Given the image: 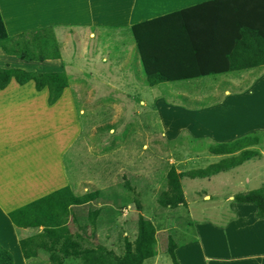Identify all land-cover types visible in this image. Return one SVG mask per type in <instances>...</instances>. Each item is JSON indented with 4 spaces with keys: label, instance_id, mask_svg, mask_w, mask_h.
I'll use <instances>...</instances> for the list:
<instances>
[{
    "label": "crops",
    "instance_id": "0c3cea01",
    "mask_svg": "<svg viewBox=\"0 0 264 264\" xmlns=\"http://www.w3.org/2000/svg\"><path fill=\"white\" fill-rule=\"evenodd\" d=\"M210 1L212 0H0V12L8 34L15 36L48 26L90 28L103 25L109 28L128 26L130 29L134 24L197 6L180 16L188 26L183 30L178 31L175 28L176 19L181 18L166 20L167 22L163 20L152 26L154 42L147 43V47L152 53L167 52L165 54L168 57L172 52L177 54L176 59L172 57L167 59L169 66L174 61V71L177 73L212 71L199 79H192L195 81H191L192 86L197 89H190L187 83L186 87H182L183 93H179V96L197 101L201 95L197 100L195 99L198 95H190L196 93L195 90L218 95L215 100L197 107L172 99L155 98L154 104L161 125V135L173 141L181 133H185L193 142L202 143L206 140L222 144L248 134L258 133L260 134L258 145L245 149H254L259 154H263L264 65L218 74L214 73V70L236 66L237 59L238 61L243 59L237 54V43L226 37L234 34L236 30L239 31L238 27L234 26L236 22L246 26H257L259 21L264 20H262L264 7L251 5V0L246 2L249 4L216 3L211 6H199ZM224 25L227 26L225 31L227 36L221 37L220 27ZM231 50H236L234 56L230 55ZM126 56L122 60L123 70L128 68V71L120 78L125 76V83L128 84L130 79L135 83V70L130 68L129 53ZM55 61L58 62L44 61L45 63L35 64L17 57L0 55V62L4 64L0 66L2 68L41 71L37 70V66L45 65L42 72L64 71L62 61ZM134 65H137L136 70L141 72L142 78H145L139 54ZM69 87L52 106L49 104L48 88L37 91L33 81L21 86L13 80L5 90H0V113L3 114V117H0V240L13 238L12 243L19 253H22L20 235L41 233L32 226L33 221L37 222V227L50 229L53 226L48 224L41 214L34 218L30 216L23 218V221L20 220L21 217L17 221L14 220L10 213L18 209L5 207L4 200H1L7 198L6 201L10 202L11 189L29 188L32 194L28 193V197L33 199L43 198L45 195L50 197L53 191L63 189V199L58 200L60 194L57 193V197L54 198L56 202L48 210L55 214L60 224L73 227V235H78L74 228L77 224L81 226V220H86L93 226L97 225L98 217L108 216L113 205V200L110 198L106 201L99 199V206L81 214L82 209L79 207L83 205L78 199L82 197L74 195L71 219L64 220L62 217V209L66 203L65 134L67 130L70 131L66 125L76 124L75 118H78L71 112L67 114L65 107L76 109L74 101L80 100L81 97L80 92L75 91L74 94H72L74 91L69 92ZM89 94V100L82 101L87 105L97 106L98 101H93L94 94L91 90ZM175 96H178V91ZM115 101L117 100L110 103ZM141 103L146 104L145 101ZM205 152L208 151L201 153ZM238 154L240 151L237 152ZM50 173L54 174L52 182H50ZM101 212H104V215H100ZM256 214L255 205L237 203L233 206L232 216L226 225L208 222L205 226L197 225L196 231L193 224L196 234L194 233L191 241L177 245L175 253L178 261L181 264H264V219L257 218ZM97 232H92V236L86 237H96ZM113 235L111 232L112 238ZM12 243L5 244V249H9V244ZM151 260H153L152 264H160L158 252ZM25 261L22 264H49L40 258L25 259ZM147 261L144 264H148ZM68 263L79 264L76 260Z\"/></svg>",
    "mask_w": 264,
    "mask_h": 264
},
{
    "label": "rangeland",
    "instance_id": "374dc122",
    "mask_svg": "<svg viewBox=\"0 0 264 264\" xmlns=\"http://www.w3.org/2000/svg\"><path fill=\"white\" fill-rule=\"evenodd\" d=\"M55 33L62 56L59 61H62V68L70 76L68 91L71 93L74 91L72 94L75 91L80 92L81 95L80 100L74 101L76 109L65 107L67 114L71 112L78 118H75L76 124L66 125L70 131L66 129L65 134L66 203L62 209V217L64 220L71 219L74 195L82 197L78 199L83 205L79 207L82 209L81 214L99 206L100 200L106 201L108 198L113 200L109 215L98 217L97 225L93 226L86 220H81V226L77 224L74 228L78 233L73 235L78 249L104 248L123 255L124 238L130 242L136 239L138 219L143 215L156 226V251L160 264H173L167 253L169 236L180 245L185 241H191L192 236L196 234L193 224L196 231L197 225L205 226L208 222L226 225L232 216L233 206L238 203L232 199L234 195L264 187V153H261L235 168L213 173L208 178L183 177L186 206L176 209L161 208L157 199L167 189L166 174L171 167H175L179 172L188 173L205 169L222 159L236 157L237 153L213 156L208 148H214L218 143L206 140L202 143L193 142L185 133H181L173 141L164 138L161 135V125L154 104L155 98L172 99L197 107L215 100L218 94L195 90L196 93L190 95H198L195 100L201 95L197 101L179 96V93H183L182 87H186L187 83L190 89H197L192 86L193 80L161 83L159 87L149 86L146 78H142L141 72L135 68L138 53L136 48H133L136 45L128 26L56 27ZM0 53L6 55L2 50ZM128 53L130 68L135 70V83L130 79L127 84L125 76L120 77L128 71V68L123 70L122 61ZM48 61L58 62L55 60L46 62ZM3 65L0 62V66ZM44 67L46 66L39 65L37 70L42 71ZM90 90L94 94L93 101H98L97 106L84 102L89 100ZM177 91L179 97L175 96ZM114 100L117 101L110 103ZM141 101H145L146 104H142ZM0 117H3L2 113ZM262 138L264 150V137ZM243 142L246 143V139ZM202 151H208L210 154L201 153ZM53 180L54 174L50 173V182ZM127 183L130 189L125 186ZM25 189H11L10 202L6 201L7 198L1 199L4 200L5 207L18 209L10 213L14 220L17 221L20 217L21 221L29 216L37 217L41 214V209L55 215L48 209L56 202L54 198L57 197V193L60 194L58 200L63 199V189L53 191L50 197L45 195L43 198L34 199L28 197L32 194L31 190ZM100 215H104V212ZM256 216L258 218L257 214ZM36 224L37 222L33 221L32 226L38 232L47 229L37 227ZM92 232H97L96 237H86L92 236ZM111 232L114 234L113 238ZM12 242L13 238L8 237L0 240V245L5 248V244ZM9 247L10 250L6 249L13 255L15 264H22L25 261L22 253L14 248L13 243L9 244ZM151 259H148V264H152ZM69 261L72 260H67L65 264H75L68 263Z\"/></svg>",
    "mask_w": 264,
    "mask_h": 264
},
{
    "label": "trees",
    "instance_id": "16d2710c",
    "mask_svg": "<svg viewBox=\"0 0 264 264\" xmlns=\"http://www.w3.org/2000/svg\"><path fill=\"white\" fill-rule=\"evenodd\" d=\"M247 1L250 0H212L199 6H211V4L216 3L230 5L249 4L246 3ZM251 3V5L264 7V0H251ZM196 7L134 24L130 27L136 43L137 53L140 55L146 82L149 86L155 87L161 83L199 79L212 73V71H198L187 74L177 73L174 71V61L170 66L167 61L170 57L176 59L177 54L175 55L172 52L171 56L168 57L165 54L167 52L152 53L147 47V43L154 42L153 37L155 35L153 34L152 26L159 24L163 20L167 22L173 18H181L180 16L183 13L187 14L188 11L190 12ZM176 20L175 28L178 31L183 30L187 26L182 18ZM234 26L238 27L239 31L237 32L236 30L234 34H232L233 32L230 33L232 35L226 38H230L231 41L237 43V54L243 59L239 61L237 59L236 66L215 69L214 73L216 74L236 70L242 71L257 65H264V20L262 22L259 21L257 26H246L241 22H236ZM234 26L232 24V27ZM222 27H220L222 31L221 37H224V35L227 36L225 32L227 26L224 25ZM55 28L54 26L42 27L10 36L0 12V50L8 56L17 57L20 60H26L28 62L43 63L47 60H59L62 56L56 39ZM261 44L263 45L261 46ZM236 50H231L230 55L234 56ZM240 51L241 54H239ZM13 80L21 86L33 81L37 91L48 88L49 104L51 106L59 101L70 82L69 76L65 71L42 72L27 71L21 68L0 67V90H5ZM259 136L260 134L258 133H252L232 142L217 144L214 148H208L211 154L218 156L234 155L239 151L240 154L236 157L232 156L222 159L220 162L210 165L205 169L184 173L179 172L175 167H171L166 174L167 189L157 199L159 206L163 209H176L180 206H186L187 202L182 186L183 177L208 178L213 173L235 168L243 162L250 160L252 157L258 156V151L245 148L258 145L260 141ZM245 139L246 143L243 142ZM125 186L129 187V184L127 183ZM233 199L238 203L255 204L258 209V218L264 219V187L236 194ZM138 207L140 208V204H138ZM40 212L42 217L53 228L28 236L21 235L20 245L25 259L40 258L49 264H65L67 260L74 259L79 264H144L146 260L155 257L157 254L156 226L143 215H140L138 219L136 239L133 242L126 239L125 252L123 255H118L115 251L104 248L78 249L69 225L60 224L61 222L57 217L44 209H41ZM177 245L173 237L169 236L167 253L173 264H181L175 253ZM0 264H15L13 255L1 245Z\"/></svg>",
    "mask_w": 264,
    "mask_h": 264
}]
</instances>
